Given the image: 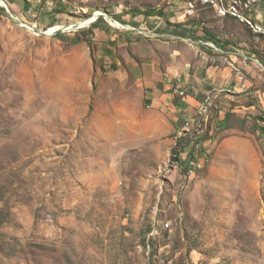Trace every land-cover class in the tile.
<instances>
[{
    "label": "rangeland",
    "instance_id": "1",
    "mask_svg": "<svg viewBox=\"0 0 264 264\" xmlns=\"http://www.w3.org/2000/svg\"><path fill=\"white\" fill-rule=\"evenodd\" d=\"M4 3L0 264H264V103L226 126L219 111L242 95L222 107L208 94L181 103L170 134L165 103H133L139 77L161 81L153 59L176 67L163 57L179 47L191 69L208 64L192 40L224 39L236 22L214 13L233 18L195 0Z\"/></svg>",
    "mask_w": 264,
    "mask_h": 264
},
{
    "label": "crops",
    "instance_id": "2",
    "mask_svg": "<svg viewBox=\"0 0 264 264\" xmlns=\"http://www.w3.org/2000/svg\"><path fill=\"white\" fill-rule=\"evenodd\" d=\"M261 4L262 2H260L256 8V14L259 19L264 21V11L263 13L258 12V8ZM23 8H26V6L23 5ZM214 15L219 19H227L228 21L236 22L234 27H232L233 29L229 32V36L224 39L220 37H213V39H210L209 37L207 39L201 38L193 41L191 38L185 39L180 36H170L173 39L181 38L183 41L189 39L197 44L204 43L208 46L207 48L213 52L208 53L205 49L198 48L200 56L207 57L205 60H209L208 64L205 63L206 65H204L202 60H199V62H197L198 64L194 65L191 69L190 65H186L184 61L183 51L185 48L181 49L177 47L171 55L163 58H165L164 60H170L171 57H174L177 61H180V65L176 67L169 65L166 67L165 71H162V65L160 66L161 63H156L155 59H153L150 64L151 66L148 64L146 65L151 67L145 71L148 76L155 74L161 76V81L163 82L161 88L158 87L161 82L160 80H156V82L152 79H145L144 82H146L147 87H149L147 90L143 83V79L140 77L137 79L139 82L135 87L136 99L133 103H157L154 106H157L158 103H165L161 108L168 110V117L164 114L160 115L158 113L159 109L153 110V115L158 114L164 120L165 132L162 134H170L175 131L179 132L180 124L178 119L172 118L171 115L182 110L181 103H186L187 106H189L190 103H192V105H194L193 103H201L205 95L208 94H211L213 99H217L216 103H220V106L233 103L235 94L242 95V98L235 101V103L243 104L231 109V113L219 111L221 125L228 126L227 122L232 114H234L232 112H236L235 114L238 115V111H243V115L240 117L242 120L245 118L248 119L249 117L255 119L257 117L254 112L257 110L256 107L263 106L264 35L253 34L243 24L237 23V21L233 19L220 18L215 13ZM256 63H258L260 69L257 67ZM138 69L141 71L140 67H138ZM176 80L181 83L176 84ZM154 82L157 84L155 85ZM183 83L190 84V89L187 94L181 91L183 95L179 97L177 95V89L175 88L180 87ZM239 107H242L244 110H238ZM169 118L172 119L170 120Z\"/></svg>",
    "mask_w": 264,
    "mask_h": 264
},
{
    "label": "bare ground",
    "instance_id": "3",
    "mask_svg": "<svg viewBox=\"0 0 264 264\" xmlns=\"http://www.w3.org/2000/svg\"><path fill=\"white\" fill-rule=\"evenodd\" d=\"M64 1V0H63ZM198 2V0H195ZM217 11L220 15H227L238 22L245 24L252 33L256 35H264V32H256V27L264 28V21L259 19L255 14L256 6L259 2L253 0H216ZM208 6L206 2H199Z\"/></svg>",
    "mask_w": 264,
    "mask_h": 264
},
{
    "label": "trees",
    "instance_id": "4",
    "mask_svg": "<svg viewBox=\"0 0 264 264\" xmlns=\"http://www.w3.org/2000/svg\"><path fill=\"white\" fill-rule=\"evenodd\" d=\"M24 6L29 7V4L27 3V1L24 2ZM154 14L164 15L161 10L154 11L153 9H148L146 11V15H154ZM98 22L95 21V22L92 23V25H91V31H93V29H96V28H98L100 26ZM171 33L172 34H179L181 36H187L188 35V31L186 29H182L180 32H178L177 29H172ZM55 36L58 37V38H60V39H62V40H67V38L69 37L67 34H62L60 32L57 33ZM210 39H213V37L210 36ZM70 41L73 44H77V43L81 42L82 39L81 38H78V37H74V38H71ZM259 119L260 120H263L261 116L259 117ZM256 123H257V121H256ZM259 128H260L259 125L256 124L255 127L252 130L253 131H257ZM179 139L181 140V137Z\"/></svg>",
    "mask_w": 264,
    "mask_h": 264
},
{
    "label": "built area",
    "instance_id": "5",
    "mask_svg": "<svg viewBox=\"0 0 264 264\" xmlns=\"http://www.w3.org/2000/svg\"><path fill=\"white\" fill-rule=\"evenodd\" d=\"M253 1L254 2H264V0H253ZM199 2H206V3H208V9L209 10L219 11L221 13V11L217 8V1L216 0H198V3ZM177 3H179V2H177ZM181 7H183L184 15L189 13V12H187V5H182ZM196 11H197V4H194V12H196ZM256 32H264V28L256 27Z\"/></svg>",
    "mask_w": 264,
    "mask_h": 264
},
{
    "label": "water",
    "instance_id": "6",
    "mask_svg": "<svg viewBox=\"0 0 264 264\" xmlns=\"http://www.w3.org/2000/svg\"><path fill=\"white\" fill-rule=\"evenodd\" d=\"M0 6H2V7H4V8H6L7 10H8V8H7V6H6V4L4 3L3 5H0ZM99 15H101V16H103V14L102 13H100ZM92 22H94V20L93 21H91V23ZM187 40H189V39H187Z\"/></svg>",
    "mask_w": 264,
    "mask_h": 264
}]
</instances>
